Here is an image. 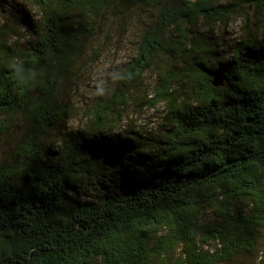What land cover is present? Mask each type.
Listing matches in <instances>:
<instances>
[{
    "label": "trees",
    "instance_id": "16d2710c",
    "mask_svg": "<svg viewBox=\"0 0 264 264\" xmlns=\"http://www.w3.org/2000/svg\"><path fill=\"white\" fill-rule=\"evenodd\" d=\"M25 1L33 41L0 29V142L13 140L0 155V264H259L264 39L246 23L237 42L212 34L264 0ZM113 10L148 15L141 41L71 129L78 68L99 57ZM14 17L34 24L26 9ZM149 74L161 133L120 131Z\"/></svg>",
    "mask_w": 264,
    "mask_h": 264
},
{
    "label": "rangeland",
    "instance_id": "374dc122",
    "mask_svg": "<svg viewBox=\"0 0 264 264\" xmlns=\"http://www.w3.org/2000/svg\"><path fill=\"white\" fill-rule=\"evenodd\" d=\"M21 9H26L28 17L32 19L34 24L31 28L27 26V29L26 24L18 22L19 18L14 17L15 14L19 15ZM243 15L234 17L227 28H221L213 32L212 35H217L221 44L224 43L223 40L228 41V44L232 41H240L245 33L244 23H246L249 32L259 39H264V11L263 14H255L249 8L245 10V15ZM147 16L141 15L138 18L132 13L120 15L119 10L109 11L104 26L105 31L100 34L97 41L98 46L101 47L98 52L99 57L96 60H92V57L87 58L78 68L75 83L76 91L72 92V97L78 105V113L69 123L71 129H80L85 105L91 101L90 95L101 89L108 80L115 78L118 71L123 69L124 64L133 55L141 41ZM245 18L248 20L245 21ZM37 20L34 10L27 1L0 0V29L5 24L7 27L15 29L19 39L16 36L13 38L17 39L20 44H24V41H33L36 26H38ZM152 85V75L149 74L144 78L143 84L134 90L128 99L125 122L122 123L120 131L135 128L142 134H147L148 131H151L153 136L161 133V125H163L165 115L163 108L161 106L149 108L144 103L145 100H150L153 95ZM1 118L0 115V122ZM12 141V136L9 135L0 142V155L3 154L6 144L8 142L11 144ZM84 193L86 196H92V188H85ZM261 243L264 250V237ZM259 257V264H264V253Z\"/></svg>",
    "mask_w": 264,
    "mask_h": 264
},
{
    "label": "water",
    "instance_id": "95a60500",
    "mask_svg": "<svg viewBox=\"0 0 264 264\" xmlns=\"http://www.w3.org/2000/svg\"><path fill=\"white\" fill-rule=\"evenodd\" d=\"M189 1H196V0H189ZM219 84H221V78L220 77H216L214 80H213V86H218Z\"/></svg>",
    "mask_w": 264,
    "mask_h": 264
}]
</instances>
